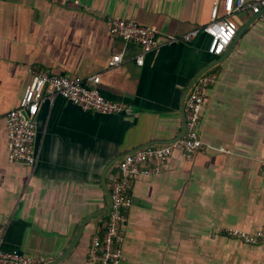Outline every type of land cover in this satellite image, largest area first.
Wrapping results in <instances>:
<instances>
[{
  "label": "crops",
  "instance_id": "1",
  "mask_svg": "<svg viewBox=\"0 0 264 264\" xmlns=\"http://www.w3.org/2000/svg\"><path fill=\"white\" fill-rule=\"evenodd\" d=\"M216 1L0 0L4 249L55 260L86 216L109 204L101 181L108 163L147 142L178 136L183 94L197 72L217 58L208 52L203 32L191 41H164L209 22ZM254 15L237 14L239 28ZM113 16L157 27L163 45L137 64L141 48L111 33ZM119 52L122 62L110 67ZM224 54L207 71L217 81L208 88L203 109L206 147L192 155L175 151L162 172L133 183L120 264H264V246L225 231L264 229V20L252 19ZM43 69L85 81L99 74L102 94L129 110H85L62 95L45 100L35 116L38 160L30 166L10 160L4 114L19 105ZM118 161L107 173L108 185ZM108 218L106 212L90 219L59 264H87L92 238Z\"/></svg>",
  "mask_w": 264,
  "mask_h": 264
},
{
  "label": "built area",
  "instance_id": "2",
  "mask_svg": "<svg viewBox=\"0 0 264 264\" xmlns=\"http://www.w3.org/2000/svg\"><path fill=\"white\" fill-rule=\"evenodd\" d=\"M250 10L264 20V0H217L211 9L210 21L180 36L168 35L164 43L191 41L201 32L208 38V52L214 57L223 55L239 31L236 15ZM110 31L125 43L136 44L141 52L135 56L142 65L145 55L158 50L163 43L159 40L157 27L146 25L132 18L113 16L109 19ZM123 60V53H115L109 60L115 67ZM99 74L86 81L77 77L58 74L43 69L36 72L26 86L19 105L4 114L8 137V155L11 161L30 166L37 164L35 141L37 126L35 116L42 102H53L62 95L85 110L104 114H121L128 111L125 103L105 97L99 89ZM217 81V75L201 74L185 98L186 128L181 137L169 143L149 145L126 154L109 176L112 207L106 224L92 238L87 264H120L124 258L125 229L129 210L133 204L131 187L140 178L163 171L168 159L175 151L186 155L195 154L206 147L201 135L203 109L208 88ZM225 150L224 148H220ZM264 169V160L261 162ZM226 234L246 244L264 246V229L250 232L239 228H226ZM0 237V264H50L54 258L47 255H28L18 249H4Z\"/></svg>",
  "mask_w": 264,
  "mask_h": 264
},
{
  "label": "water",
  "instance_id": "3",
  "mask_svg": "<svg viewBox=\"0 0 264 264\" xmlns=\"http://www.w3.org/2000/svg\"><path fill=\"white\" fill-rule=\"evenodd\" d=\"M258 15L259 14H255L253 18H251L247 23H245L243 26H241V28H239L238 35H240L242 32H244L248 28V26L250 25V23L252 22V19H254L255 17H257ZM224 57H225V54L217 57V59L215 61L210 62L209 64H207L206 66H204L201 70H199V72H197V74L192 78V80L188 84V86H187V88H186V90H185V92L183 94L182 103H181V113H182V118H183V126H182L181 132L178 134V136H176L175 138H173L171 140H155V141L147 142L145 144H142V145L138 146L134 150H132L130 152H127V153L123 154L122 156H119V157L115 158L114 160H112L111 162L108 163V165L105 167V169L103 171L101 181H102L103 187L105 188V190L107 192V195H108V198H109V204L106 207H104V208H102L100 210H97L95 212H92L91 214H89L88 216H86V218L81 223V226L79 228V231H78L76 237L74 238L73 242L70 244V246L67 248V250L64 253H62L58 258H56L50 264H59L63 259H65L71 253V251L76 247L77 243L79 242L80 237H81V235L83 233V229H84L86 223L90 219H92L95 216H98L100 214H103V213H106V212H109L110 211V209L112 207L113 201H112L111 189H110V187L108 185V182H107V173L110 170V168L115 164V162H117L118 160H120L126 154L135 152V151H137V150H139L141 148H144L146 146H149L151 144L169 143V142H172L175 139L181 137V135L184 133L185 128H186L185 98H186V96H187L190 88L192 87V85L194 84V82L196 81V79L201 74H203V73L207 72L208 70H210L217 62H219L222 59H224Z\"/></svg>",
  "mask_w": 264,
  "mask_h": 264
}]
</instances>
